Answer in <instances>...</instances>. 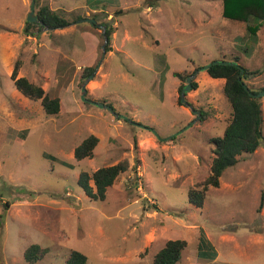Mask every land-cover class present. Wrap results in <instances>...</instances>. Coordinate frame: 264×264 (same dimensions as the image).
<instances>
[{"label":"rangeland","instance_id":"rangeland-1","mask_svg":"<svg viewBox=\"0 0 264 264\" xmlns=\"http://www.w3.org/2000/svg\"><path fill=\"white\" fill-rule=\"evenodd\" d=\"M32 1L0 0V264H66L73 250L87 264H154L170 240L188 243L178 264H264V142L198 208L189 192L210 176L213 140L233 109L226 81L206 71L185 97L195 112L180 103L188 77L235 57L262 71L246 83L262 92L264 26L255 46L246 24L223 16L222 0H38L36 15L48 6L70 26L28 28ZM17 62L18 78L60 99L57 115L16 89ZM84 88L113 111L84 102ZM91 135L99 138L93 156L78 161L75 149ZM124 161L129 169L105 200L86 195L82 172ZM201 229L215 261L198 257ZM32 245L45 250L35 263L24 257Z\"/></svg>","mask_w":264,"mask_h":264},{"label":"trees","instance_id":"trees-1","mask_svg":"<svg viewBox=\"0 0 264 264\" xmlns=\"http://www.w3.org/2000/svg\"><path fill=\"white\" fill-rule=\"evenodd\" d=\"M222 2L224 8L223 16L226 19L246 24L247 32L251 38H254L256 46L260 37L259 32L264 26V0H222ZM36 3L39 5L38 0H36ZM37 18L38 21L36 23H28V28L40 27L41 29L50 28L56 30L70 26L68 19L48 6L40 7L37 12ZM112 34L113 29L106 26L105 35L108 37L107 52L111 51L110 43ZM244 52L251 53V48L248 46ZM229 62L236 63L237 65L219 64L207 70L211 78L224 79L226 81L223 90L225 97L232 106L233 116L224 134L213 140L215 143V158L212 163L210 176L201 187L199 186L197 189H192L189 192L190 202L198 208L203 207L206 193L210 187H220V180L226 170L236 166L239 162V157L243 154H254L264 142V113L261 106V99L252 97L244 87V84L248 80L261 75L262 71H251L242 66L239 57H235ZM19 69L20 62H17L11 76L16 89L30 100L41 101L42 107L47 115H57L61 109L60 99L50 98L42 86L31 82L27 78H18ZM94 71L95 68H86L83 78H87L89 73ZM177 77L181 78L182 76L177 74ZM193 89H197L195 83L193 84ZM182 90L183 86L180 87V92ZM250 90L255 94L260 93L252 89ZM180 103L182 105L181 99ZM204 118L205 116L203 115ZM98 143L99 138L91 135L75 149V158L78 161L91 158ZM46 156L51 158L50 155ZM128 169L129 162L124 161L117 165L100 168L92 175L87 172H82L80 174L79 184L91 199L105 200L108 189ZM91 181L94 183V186L91 184ZM262 205L263 202L261 203ZM187 247L188 243L185 240L168 241L165 247L156 254L154 264H178ZM44 253L45 250L39 245H32L26 250L24 257L27 262L35 263ZM218 256L217 249L207 234L201 229L198 257L202 260L215 261ZM87 263L88 257L78 250H73L66 261V264Z\"/></svg>","mask_w":264,"mask_h":264},{"label":"water","instance_id":"water-1","mask_svg":"<svg viewBox=\"0 0 264 264\" xmlns=\"http://www.w3.org/2000/svg\"><path fill=\"white\" fill-rule=\"evenodd\" d=\"M35 6H36V1L33 0V1H32V6H31V12H30L29 17H28V20H27L29 23H36V22L38 21L37 15H36V13H35ZM84 21H85V22H88V23H92V24L95 23L93 20H87V19L82 20V22H84ZM46 29H47V30H52V29H50V28H46ZM105 38H106V41H105V45L103 46V50H104V52H106L105 47H106V45L108 44V37H107L106 35H105ZM219 64H221V65H237L236 63H231V62H227V61H214V62H212V63H210V64H208V65L202 67V68H201L200 70H198L196 73H194L193 75H191L190 77L187 78V85H186V86L183 88V90H182V103H183L184 105L190 107V109H191L193 112H195L194 108H193V107L191 106V104L185 99L187 92H188L189 90H191V88H192V84H191L192 80L197 76V74H198L199 72H201V71H206V72H207V70H209L212 66H214V65H219ZM244 87L248 90L249 94H250L252 97H254V98H256V99H261V98L264 97V90H263L262 92H260V93L255 94V93H253V92L249 89V87H248L246 84H244ZM83 92H84V94H83V96H82V99H83L84 102L90 103V104L95 105V106H97V107H99V108H102V109H108V110H110V111H113L111 107H109V106H107V105H105V104H103V103H97V102H95V101H92V100L87 99V98H86V92H87V91H86L85 88L83 89ZM261 106H262V103H261ZM133 124H134V123H133ZM154 133H155V132H154ZM162 140H163V139H162Z\"/></svg>","mask_w":264,"mask_h":264}]
</instances>
